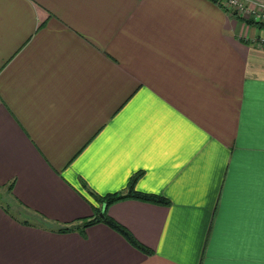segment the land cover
Here are the masks:
<instances>
[{"label": "crops", "instance_id": "0c3cea01", "mask_svg": "<svg viewBox=\"0 0 264 264\" xmlns=\"http://www.w3.org/2000/svg\"><path fill=\"white\" fill-rule=\"evenodd\" d=\"M263 40L218 0H0V264H264ZM137 172L168 202L103 201ZM97 211L149 251L59 230Z\"/></svg>", "mask_w": 264, "mask_h": 264}, {"label": "trees", "instance_id": "16d2710c", "mask_svg": "<svg viewBox=\"0 0 264 264\" xmlns=\"http://www.w3.org/2000/svg\"><path fill=\"white\" fill-rule=\"evenodd\" d=\"M233 14L236 15L237 17L242 18V16L237 15L235 12H233ZM247 20L249 23H257L258 25H264V22H262V21H257V20H253V19H247ZM139 174H140V172H137L135 175H133L131 177V180L129 182V185L127 187L126 192H121V191L111 192L109 194H106L102 198L103 201H105L106 204H110L114 201H117L119 199H123L126 197H137V198L147 200V201L167 203L168 199L166 197L160 195V194L151 193V192H143V191H140V190L135 188V182H136V179H137ZM12 187H13V182L10 183L9 185H7L6 188H7L8 192H11ZM5 209L7 210L6 205H5ZM99 221L107 222L112 227H114L115 229H117L120 232H122L123 234H125L127 236V238H129V240H131L133 243H135L138 247H140L143 250L149 251V249L146 246H144L143 244L139 243L124 226H122L121 224H119L118 222H116L111 217H109L105 214L101 215L100 211L95 212V214L92 217L81 218L77 222L75 221V222L63 225V226L59 227V230L69 231V230H74V229H80L81 231H84L85 228H87L88 226H90L94 223H97Z\"/></svg>", "mask_w": 264, "mask_h": 264}, {"label": "built area", "instance_id": "2783aa9c", "mask_svg": "<svg viewBox=\"0 0 264 264\" xmlns=\"http://www.w3.org/2000/svg\"><path fill=\"white\" fill-rule=\"evenodd\" d=\"M225 5L229 11L237 15L254 18L257 21L264 22V4H254L249 0H218ZM264 41V40H263ZM264 42H261V44Z\"/></svg>", "mask_w": 264, "mask_h": 264}, {"label": "rangeland", "instance_id": "374dc122", "mask_svg": "<svg viewBox=\"0 0 264 264\" xmlns=\"http://www.w3.org/2000/svg\"><path fill=\"white\" fill-rule=\"evenodd\" d=\"M242 18H246V19H253V20H255L254 18H247V17H244V16H242ZM2 190H4V191H2ZM9 194V192H8V190H7V188H0V196H6V195H8Z\"/></svg>", "mask_w": 264, "mask_h": 264}]
</instances>
